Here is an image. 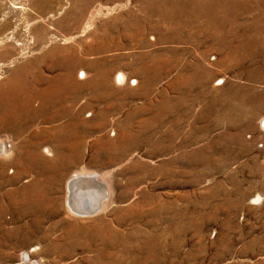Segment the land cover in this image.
<instances>
[{"label": "rangeland", "instance_id": "obj_1", "mask_svg": "<svg viewBox=\"0 0 264 264\" xmlns=\"http://www.w3.org/2000/svg\"><path fill=\"white\" fill-rule=\"evenodd\" d=\"M17 76L34 114L0 124V264H264V0H0ZM75 173L106 196L80 205Z\"/></svg>", "mask_w": 264, "mask_h": 264}, {"label": "bare ground", "instance_id": "obj_2", "mask_svg": "<svg viewBox=\"0 0 264 264\" xmlns=\"http://www.w3.org/2000/svg\"><path fill=\"white\" fill-rule=\"evenodd\" d=\"M84 7H82V9H81V11L79 12V14H78V16H76V17H74L71 21H70V23L71 22H73V24H79V22H80V20L82 19V17H83V14H84ZM224 9L222 8V7H220V6H217L216 7V9L214 10V12L212 13V14H207L208 16H210V17H223L224 16ZM199 17H200V15H199ZM180 18H182V13L180 12L179 13V17L176 19V20H172L170 17H168V18H164L163 20H164V22H166L167 23V21L169 22V23H171V21H172V23H174L175 25H177V26H172L173 27V31L175 32V35L176 34H178V32H179V29H180V27H182L183 25H184V23H183V20H184V18H183V20H181ZM69 26H70V24H69ZM222 26H223V24H222V22L220 21L219 23H218V25H217V28L218 29H221L222 28ZM86 27V26H85ZM206 27L209 29V28H212V27H214V28H216L213 24H211V23H206ZM168 30V29H167ZM8 39V38H7ZM52 50L53 49H51L50 51H49V53L47 54L48 56H51L52 54H54L53 52H52ZM73 52V51H72ZM66 53V52H65ZM44 55V54H43ZM73 55V54H72ZM65 57V56H64ZM67 57V56H66ZM70 57V56H69ZM69 57H67V58H69ZM43 58V57H42ZM47 58H49V57H47ZM56 58V57H55ZM74 58V57H73ZM46 59V58H45ZM234 59L235 60H238V56H234ZM49 60V59H48ZM54 59H51L50 61H53ZM57 61V60H56ZM66 61H62V62H60L59 64H64ZM51 64V63H50ZM52 65V64H51ZM32 66V65H31ZM24 67V66H23ZM68 67V66H67ZM19 68V67H18ZM70 68V67H69ZM23 69V68H22ZM25 69V68H24ZM27 69V68H26ZM30 69V68H29ZM32 69V68H31ZM66 70H67V68H66ZM65 70V71H66ZM70 70V69H69ZM24 71V70H23ZM26 72V71H25ZM22 73V72H21ZM34 73V72H33ZM23 74V73H22ZM28 74V73H27ZM68 74V73H67ZM66 74V75H67ZM69 74H70V71H69ZM21 75V74H20ZM29 75V74H28ZM64 76V77H66V80L67 81H69V82H71L72 83V79H70V75H67V76ZM84 75V76H83ZM18 76H19V74H18ZM17 76V77H18ZM27 76V75H26ZM40 76V75H39ZM38 76V77H39ZM57 76V75H56ZM82 76L83 77H85V73H83L82 72ZM81 75H79V77H82ZM101 76V75H100ZM16 77V76H15ZM14 77V78H15ZM21 77H22V75H21ZM33 77V76H32ZM35 77V76H34ZM34 77H33V79H34ZM98 77V76H97ZM24 78V77H23ZM27 78H29L28 76H27ZM102 78V77H101ZM36 79V78H35ZM59 79H60V77L58 76V77H55V80L56 81H59ZM24 80H25V78L24 79H22V78H20V77H18L17 79L15 78V79H12L11 81H8V83H6V84H8V86L7 87H1L0 86V111L2 110V111H5L4 113H7V112H12L13 113V118H10V117H8V115H6V114H4V115H1V113H0V124H2V125H5L6 126V124L8 125V126H11L10 124H12V122L13 123H15V122H17V117H19V116H21V115H25V116H27V117H29V116H31V115H33L34 114V112L31 110V106H33V105H31V102H32V98H30V96H31V94L29 95V94H19L21 91H22V87H24L23 85H25L26 83H24ZM37 80V79H36ZM40 80V79H39ZM64 80V79H63ZM117 80H118V82H123L124 81V75L123 74H118V76H117ZM37 82V81H36ZM35 82V83H36ZM51 82L52 81H50V84H51ZM61 82V81H60ZM10 83V84H9ZM67 83V82H66ZM65 83V84H66ZM63 84V83H62ZM56 85V84H55ZM27 86V85H26ZM25 86V87H26ZM35 86V85H34ZM65 86H67V85H65ZM24 87V88H25ZM31 87V86H30ZM56 87V86H55ZM60 87V86H59ZM73 87H74V85H73ZM23 88V89H24ZM52 88V87H51ZM34 89H36V88H34ZM58 89V88H57ZM40 90V89H39ZM46 90V89H45ZM51 90V89H50ZM52 90H53V88H52ZM51 90V91H52ZM59 90V89H58ZM57 90V91H58ZM63 90V89H62ZM44 91V90H43ZM54 91V90H53ZM52 91V92H53ZM25 92V91H24ZM28 92V91H27ZM30 92V91H29ZM56 92V91H55ZM54 92V93H55ZM23 93V92H22ZM38 92H36V94H37ZM42 93V92H41ZM41 95V94H40ZM52 95V94H51ZM42 96V95H41ZM45 96V95H44ZM53 97V96H52ZM54 98V97H53ZM43 99V98H42ZM46 99V98H45ZM44 99V100H45ZM48 101V100H47ZM50 101V100H49ZM48 101V102H49ZM38 102V101H37ZM36 102V103H37ZM56 102V101H55ZM47 103V102H46ZM45 103V104H46ZM53 104V103H52ZM48 105V104H47ZM39 107V106H38ZM36 111V110H35ZM11 113V114H12ZM56 113V112H55ZM3 114V113H2ZM19 114V115H18ZM59 114V113H58ZM37 116V115H36ZM21 118V117H20ZM25 119V118H24ZM31 120V119H30ZM48 129V128H47ZM69 129V128H68ZM66 130H67V128H66ZM62 131V130H61ZM0 144H2V143H0ZM3 150V151H2ZM45 151L47 152V153H49V149H47V148H45ZM32 152V151H31ZM3 153H5V151H4V146L3 145H0V154H3ZM30 153V152H29ZM29 155V154H28ZM33 156V155H32ZM29 157V156H28ZM27 158V157H26ZM31 158V157H30ZM34 158V157H33ZM65 159H66V157H64ZM63 158V159H64ZM61 160V159H60ZM48 162V161H47ZM26 163V162H25ZM36 163V162H35ZM54 163V162H53ZM63 163V162H62ZM27 164V163H26ZM34 164V163H33ZM51 164V163H50ZM29 165V164H28ZM49 165V164H48ZM62 165V164H61ZM59 166H60V164H59ZM54 168H55V166H54ZM50 170V169H49ZM52 171V170H51ZM84 177V174H82V173H75V174H73L72 175V178H71V183H75V186H76V188H77V191H78V193H79V189H80V193H79V195H80V197L78 196V200H77V202L80 204V205H82V206H84L83 205V202H85V199H84V196L86 195V197H87V193L89 192V198L90 197H92L93 196V191H94V189L91 187L93 184L92 183H86L85 185H83L81 182V180H82V178ZM74 185V184H73ZM83 185V186H82ZM70 186V185H69ZM100 190V189H99ZM90 192L92 193V195L90 194ZM97 192V191H96ZM98 192H100V193H102V197H104L103 196V192H102V189L100 190V191H98ZM76 193V192H75ZM85 194V195H84ZM27 195V194H26ZM37 195V194H36ZM91 195V196H90ZM28 196H30V195H28ZM9 197H13L12 195H9ZM22 197H24V195L22 196ZM102 197H101V195H97V198L96 197H93L92 198V202L90 203V204H88L87 203V208L85 209V210H87V209H89V208H92V207H94V205L95 204H98L99 206H100V200L102 199ZM14 198V197H13ZM27 198V197H26ZM25 198V199H26ZM31 198H32V196H31ZM37 198V197H36ZM88 198V197H87ZM101 198V199H100ZM20 199H21V196H20ZM35 199V198H34ZM44 199V198H43ZM14 200H15V198H14ZM13 200V201H14ZM27 200V199H26ZM96 200V201H95ZM19 201V200H18ZM34 201V200H33ZM43 201V200H42ZM46 201V200H45ZM50 201V200H49ZM83 201V202H82ZM15 202V201H14ZM13 202V203H14ZM24 202V201H23ZM29 202V200L27 201V203ZM50 202H52V201H50ZM71 202L73 203V206H74V210H75V212L76 211H78V212H80L81 210L82 211H85L84 210V207L81 209L80 208V206H78V205H76V203H75V201L74 200H71ZM35 203V202H34ZM46 203V202H45ZM25 204V203H24ZM47 204H48V202H47ZM45 205V204H44ZM68 207L70 206L71 207V204H70V202L68 201ZM45 207H46V205H45ZM44 207V208H45ZM50 207V206H49ZM52 207H53V205H52ZM43 208V209H44ZM78 208H80V209H78ZM0 209H1V207H0ZM71 210V209H70ZM37 213V212H36ZM77 213V212H76ZM81 213V212H80ZM0 214H1V210H0ZM25 257V256H24Z\"/></svg>", "mask_w": 264, "mask_h": 264}, {"label": "water", "instance_id": "obj_3", "mask_svg": "<svg viewBox=\"0 0 264 264\" xmlns=\"http://www.w3.org/2000/svg\"><path fill=\"white\" fill-rule=\"evenodd\" d=\"M81 181H82L81 183L83 185H85L86 183H92L95 186H98L100 189H102L103 196H106L105 185L103 183L99 182V180L96 177L86 176V177H83ZM99 208H100V206L98 204H95L94 207L89 208V209H87L85 211L81 210L80 212L82 214H86V215H83V216H91V215L96 214V211L98 212Z\"/></svg>", "mask_w": 264, "mask_h": 264}]
</instances>
